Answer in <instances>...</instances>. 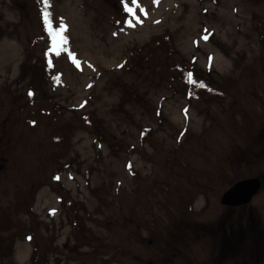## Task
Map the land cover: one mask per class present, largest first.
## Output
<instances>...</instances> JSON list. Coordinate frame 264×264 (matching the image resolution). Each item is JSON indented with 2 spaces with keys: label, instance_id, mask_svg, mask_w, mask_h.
Masks as SVG:
<instances>
[{
  "label": "rangeland",
  "instance_id": "1",
  "mask_svg": "<svg viewBox=\"0 0 264 264\" xmlns=\"http://www.w3.org/2000/svg\"><path fill=\"white\" fill-rule=\"evenodd\" d=\"M138 55L193 69L229 101L195 100L136 69ZM249 178L264 185V0H0L2 264L158 261L175 223L226 218L223 194ZM248 207L247 253L231 264H264V188ZM212 247L184 262L207 264Z\"/></svg>",
  "mask_w": 264,
  "mask_h": 264
},
{
  "label": "flooded vegetation",
  "instance_id": "2",
  "mask_svg": "<svg viewBox=\"0 0 264 264\" xmlns=\"http://www.w3.org/2000/svg\"><path fill=\"white\" fill-rule=\"evenodd\" d=\"M248 206L225 207V210L230 213L229 216L226 218L221 217L220 220H215L216 222L202 224L195 230H189L191 226L186 220L179 221L180 224L174 222L175 227L179 229L177 234L180 233L177 236L176 246L173 245L174 243H168L163 248V252L158 254V261H152L148 264H196L191 263L194 260L193 258L191 262H184V251L189 250L192 246L195 249L198 244L201 248L208 249L211 248V245L214 247L218 240L220 243L218 251L212 247L214 252L212 253L213 259L206 258V263L212 264L215 260L217 264H231L236 258H239L238 256L242 257L247 253V237L245 236L244 228L249 218ZM186 226L189 228L188 230H184ZM221 230L224 233L222 237H218V231ZM172 250H176V253L172 254ZM217 255L221 256L216 257ZM200 261L198 260L199 263ZM237 263L245 264L243 261L241 263L238 261Z\"/></svg>",
  "mask_w": 264,
  "mask_h": 264
},
{
  "label": "trees",
  "instance_id": "3",
  "mask_svg": "<svg viewBox=\"0 0 264 264\" xmlns=\"http://www.w3.org/2000/svg\"><path fill=\"white\" fill-rule=\"evenodd\" d=\"M154 45L157 48H159L158 50H161L162 53L165 54L166 49H164L162 47L160 42H154ZM149 51H150V48L148 49V53H149ZM140 52H143V50H140ZM151 52H154V51L151 50ZM155 53H153V55ZM135 55H136V53H135ZM165 55H167V54H165ZM131 64H133V66L136 69L146 68V69H149L151 72L155 73L157 76L164 75V77L161 78L160 82H168V83L176 84L177 87H179L180 89H184L186 91V93L188 92L189 95L197 101H203L205 98L211 97V99H213L212 101H218V102L224 103L228 98L225 94L219 93L215 88L214 89H215L217 95L212 97L211 96L212 92L209 93V91H211L210 87L212 88V86H211L212 84H210L204 78L198 77L197 75L194 74L195 72L193 69L190 70V68H188L182 64L177 63L176 65H174V67L171 69V71L169 70V67L166 65V63H163L162 61H158V66L156 68H151L149 66L145 67V62L142 59L141 55L134 57L131 60ZM212 71H213V69L210 67L208 72H212ZM26 75H27V70H26V72L23 73L24 77ZM148 81L150 82V84H152L153 79L150 78V80H148ZM206 93L208 95H206ZM135 96L136 95L131 93V92H128L126 95V97H135ZM228 101H229V99L227 100V102ZM159 117H160V115H159ZM91 118H92V114L82 115V118L79 120H80L82 125L84 124L86 126L88 125L91 127V126H93L92 122L90 121ZM148 128L150 129V127H148ZM89 131L92 132L93 134H95V136L97 138L96 140L101 141V142L104 140V135L107 133V130H106L103 123L102 124L99 123V127H97V125L95 124L93 128L89 129ZM143 132L147 133L148 131L143 130ZM60 140H61L60 137H54L52 144L55 145L54 143H58ZM130 149L131 148H129V146H127L125 150L130 151ZM116 150H118V149H116ZM163 187L166 188L167 184H164ZM75 206L77 208H79L76 203H74L72 207L75 208ZM87 216H86V218H87ZM72 220L75 221V225L78 228L77 233H75V237H77V239L79 241H81L82 243L94 245L97 242L96 241L97 237L94 233V230L91 227H87L85 225L83 217H81L79 215H73ZM0 244H2V243H0ZM102 245H103V242L98 247H103ZM7 250L10 251V247H8ZM7 250H6V252H3L0 249V264L3 263V257L6 256V253L8 252ZM44 255L41 256L40 258H38V261L35 264H43L44 263Z\"/></svg>",
  "mask_w": 264,
  "mask_h": 264
},
{
  "label": "water",
  "instance_id": "4",
  "mask_svg": "<svg viewBox=\"0 0 264 264\" xmlns=\"http://www.w3.org/2000/svg\"><path fill=\"white\" fill-rule=\"evenodd\" d=\"M260 189L261 182L258 179H249L238 182L223 195L222 204L231 207L249 204Z\"/></svg>",
  "mask_w": 264,
  "mask_h": 264
},
{
  "label": "snow or ice",
  "instance_id": "5",
  "mask_svg": "<svg viewBox=\"0 0 264 264\" xmlns=\"http://www.w3.org/2000/svg\"><path fill=\"white\" fill-rule=\"evenodd\" d=\"M129 11H131V9H129Z\"/></svg>",
  "mask_w": 264,
  "mask_h": 264
}]
</instances>
